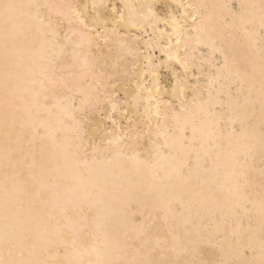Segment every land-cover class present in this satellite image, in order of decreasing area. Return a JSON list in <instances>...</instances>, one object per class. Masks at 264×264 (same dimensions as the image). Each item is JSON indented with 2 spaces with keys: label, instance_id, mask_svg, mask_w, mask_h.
<instances>
[{
  "label": "bare ground",
  "instance_id": "1",
  "mask_svg": "<svg viewBox=\"0 0 264 264\" xmlns=\"http://www.w3.org/2000/svg\"><path fill=\"white\" fill-rule=\"evenodd\" d=\"M0 264H264V0H0Z\"/></svg>",
  "mask_w": 264,
  "mask_h": 264
}]
</instances>
